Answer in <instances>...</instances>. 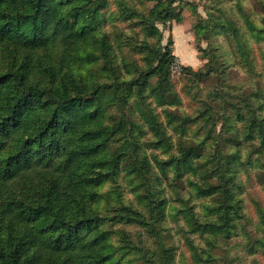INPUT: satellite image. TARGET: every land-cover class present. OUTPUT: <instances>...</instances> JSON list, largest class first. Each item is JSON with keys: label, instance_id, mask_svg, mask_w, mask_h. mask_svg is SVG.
I'll return each instance as SVG.
<instances>
[{"label": "rangeland", "instance_id": "374dc122", "mask_svg": "<svg viewBox=\"0 0 264 264\" xmlns=\"http://www.w3.org/2000/svg\"><path fill=\"white\" fill-rule=\"evenodd\" d=\"M158 1L74 0L87 40L33 51L28 83L101 108L110 264H264V0ZM166 46L167 72L120 84ZM16 50L0 41V75L26 69Z\"/></svg>", "mask_w": 264, "mask_h": 264}, {"label": "trees", "instance_id": "16d2710c", "mask_svg": "<svg viewBox=\"0 0 264 264\" xmlns=\"http://www.w3.org/2000/svg\"><path fill=\"white\" fill-rule=\"evenodd\" d=\"M63 1L0 0V41L26 51V69L0 75V264L111 260L110 239L100 226L111 218L99 207L107 169L97 125L101 108L91 107L94 99H86L88 89L76 81L57 87L28 83L33 51L47 50L67 31L71 41L87 40L74 0ZM160 4L157 19L163 16ZM170 50L166 46L157 65L120 84L131 90L167 72Z\"/></svg>", "mask_w": 264, "mask_h": 264}]
</instances>
